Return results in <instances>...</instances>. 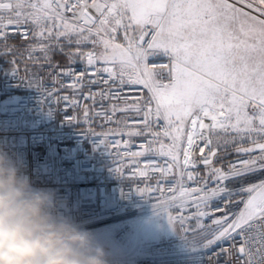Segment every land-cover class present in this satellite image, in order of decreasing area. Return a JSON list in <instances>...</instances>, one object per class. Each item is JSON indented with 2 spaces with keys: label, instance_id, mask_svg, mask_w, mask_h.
<instances>
[{
  "label": "snow or ice",
  "instance_id": "snow-or-ice-1",
  "mask_svg": "<svg viewBox=\"0 0 264 264\" xmlns=\"http://www.w3.org/2000/svg\"><path fill=\"white\" fill-rule=\"evenodd\" d=\"M10 32L29 40L21 58L55 69L61 53L69 67L57 78H72L78 91L86 81L93 105L115 101L95 115L117 125L126 148L144 138L131 158L163 161L145 165L160 174L157 186L136 192H158L155 212L175 231L179 220L187 243L207 252L231 242L221 249L231 264H264V0H0V46L15 64ZM77 59L79 72L70 67ZM229 144L237 160L216 167ZM170 207L196 211L173 217ZM192 218L197 227L184 228Z\"/></svg>",
  "mask_w": 264,
  "mask_h": 264
},
{
  "label": "built area",
  "instance_id": "built-area-1",
  "mask_svg": "<svg viewBox=\"0 0 264 264\" xmlns=\"http://www.w3.org/2000/svg\"><path fill=\"white\" fill-rule=\"evenodd\" d=\"M18 51L16 63H10L13 56L3 54L0 46V148H3L18 165L21 166L34 186L54 193L58 211L76 223L100 222L103 220L120 221L121 227L116 232L121 237L130 228L129 216L141 203L157 201L158 192H145L143 197L136 189L155 188L159 173H153L145 165L149 159L158 157L145 156L135 159L129 152L140 149L143 137H132L131 146L126 148L123 141L127 136L114 135L117 125L104 120L95 113L102 111L101 103L107 108L115 101L97 103L85 100L89 92L85 81L82 89L69 87L70 77H56L62 68L69 67L68 59H52L47 63L24 58L29 40L20 34L10 32L7 41ZM39 56L40 53H35ZM158 63L166 61L160 60ZM79 72L85 63L79 59L70 65ZM13 70L16 73L13 74ZM96 92L101 85H91ZM133 95L134 93H129ZM64 97H68L65 100ZM78 100V104L71 103ZM89 113L86 118L84 112ZM118 116L123 115L118 113ZM105 141L107 150L99 141ZM118 142V143H117ZM196 155H199L197 150ZM220 153L214 158L216 167L228 169L238 155L219 161ZM163 165V161L159 160ZM113 169H120L116 174ZM203 175L204 165H198ZM140 171H147L141 176ZM171 180V177H167ZM161 187H166L161 181ZM212 211V209H208ZM177 215L188 216L189 211L175 210ZM220 213H217L219 215ZM231 242H224L219 247L204 250L186 251L177 240L162 238L154 244L151 252L139 257H118L107 260L108 264H231Z\"/></svg>",
  "mask_w": 264,
  "mask_h": 264
},
{
  "label": "clouds",
  "instance_id": "clouds-1",
  "mask_svg": "<svg viewBox=\"0 0 264 264\" xmlns=\"http://www.w3.org/2000/svg\"><path fill=\"white\" fill-rule=\"evenodd\" d=\"M93 232L61 214L0 148V264H108Z\"/></svg>",
  "mask_w": 264,
  "mask_h": 264
},
{
  "label": "rangeland",
  "instance_id": "rangeland-1",
  "mask_svg": "<svg viewBox=\"0 0 264 264\" xmlns=\"http://www.w3.org/2000/svg\"><path fill=\"white\" fill-rule=\"evenodd\" d=\"M65 58L67 57L63 55V59ZM219 153L222 155L237 154L231 144L222 147ZM156 203L157 201L139 204L137 209L129 216V221L131 222L130 228L121 237L116 236L117 230L122 225L120 221L103 220L100 222H83L80 225L93 232L96 240L105 250L106 260L118 257L130 258L147 255L151 252L154 244L162 238L177 240L186 251L196 250L181 236L183 235V229L179 220L175 223V231L168 224L167 218L164 215L155 212L153 204ZM176 209L170 207L166 211L173 217H178L179 215L175 213ZM186 211L190 213L185 217H191L196 209L189 208ZM201 222L207 225L210 223V219L207 217L201 218ZM183 227L196 228L195 218L185 219ZM189 235L192 236L194 233L190 232Z\"/></svg>",
  "mask_w": 264,
  "mask_h": 264
},
{
  "label": "trees",
  "instance_id": "trees-1",
  "mask_svg": "<svg viewBox=\"0 0 264 264\" xmlns=\"http://www.w3.org/2000/svg\"><path fill=\"white\" fill-rule=\"evenodd\" d=\"M52 59H54V60L56 59L58 61L64 60L63 59V55L62 54H58V53H55L53 55V58ZM236 155H238V154H226V155L220 154L219 157H218V160L221 161V160H224L226 158L233 157V156H236Z\"/></svg>",
  "mask_w": 264,
  "mask_h": 264
}]
</instances>
